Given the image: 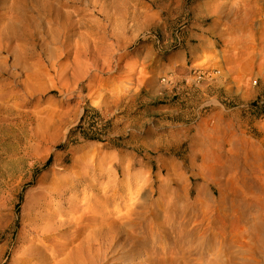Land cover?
I'll return each instance as SVG.
<instances>
[{
  "label": "bare ground",
  "instance_id": "1",
  "mask_svg": "<svg viewBox=\"0 0 264 264\" xmlns=\"http://www.w3.org/2000/svg\"><path fill=\"white\" fill-rule=\"evenodd\" d=\"M230 1L194 8L190 23L179 7L171 9L176 0H0L2 121L13 115L24 120L22 107L34 96L78 99L67 113L51 101L33 114L32 138L45 141L65 131L68 122H76L87 103L117 116L125 114L128 103L144 90L149 102L177 87V102L165 103L170 110L153 113L154 118H118L114 136L156 122L158 128L170 129L165 136L128 149L137 151L140 146V153L158 159H190L188 172L210 177L217 185L225 182L220 203L212 197V188L200 192L195 203L190 202L189 190L163 194L160 203H151L157 182L174 185L186 180L187 171L181 173L185 163L163 161L168 178L155 181L150 174L144 180L132 159L126 161V175L120 179L121 149L107 159L75 161L66 176L54 173L48 186L28 193L22 212L30 237L21 238L15 264L19 259L23 264H190L191 258L194 264H235L238 255L231 253L214 251L212 257L202 258L198 238L205 235L203 229L174 252L171 243L156 245L159 236L184 237L191 225L203 227L205 220L211 221L213 240L217 223L222 222L223 229L232 227L236 241H241V264L257 258L255 264H264V153L252 142L244 146L254 128L242 118L247 111L234 108L244 99V94L238 97L242 90L251 92L259 79L264 80V0ZM159 27L164 32L161 39L147 37ZM137 41L148 46L142 58L143 48L134 49ZM205 45L216 55L210 67L202 69ZM168 53L177 54V59L166 61ZM156 59L157 68L151 69ZM103 77L108 85L100 90ZM6 79L11 82L3 84ZM103 153L95 148L93 154L97 158ZM122 184L127 190L118 195ZM132 184L138 188L128 193ZM81 187L86 189L77 193ZM148 190V198L142 200L141 193ZM114 195L122 206L110 210L107 203L95 202L97 196ZM237 198L241 202L234 205L231 217H225L222 213L228 209L223 205ZM6 206L1 200L0 207ZM162 206L174 208L175 219H160ZM156 228L157 237L150 234Z\"/></svg>",
  "mask_w": 264,
  "mask_h": 264
},
{
  "label": "rangeland",
  "instance_id": "2",
  "mask_svg": "<svg viewBox=\"0 0 264 264\" xmlns=\"http://www.w3.org/2000/svg\"><path fill=\"white\" fill-rule=\"evenodd\" d=\"M179 1L181 0H176V2L171 5V9L179 7L186 15L185 20L190 19L191 23L194 18L192 10L194 8H201L203 4L214 0H186V3L178 6ZM236 1L237 0H231L230 2L233 3ZM152 11H154V9H152ZM189 26H191V24ZM178 28L181 29V25H179ZM201 28H204V26H201ZM205 28L210 29V27L207 26H205ZM154 35L161 39L164 36L162 27L157 28L156 34H149L147 37ZM142 38H145V36H141V39ZM137 48H143V53L139 56L142 58L148 46L142 41H137L134 45V49ZM201 51L204 52L203 57H201V68L207 69L210 67L208 62L212 61V58L215 57L216 51L211 50L208 45L203 46ZM176 56L177 54L175 53H168L166 61H168V59H177ZM155 62V65L151 69L157 68V59ZM102 80L103 81L98 84L101 86L100 90H104L108 85L107 82H105L106 77H103ZM9 82H11V80L6 79L3 81V84H8ZM224 88L226 89L227 87ZM16 90H20V88ZM95 90H98V88H95ZM245 91L246 90H242L241 94L238 96L241 98L244 94V99L234 108L247 111L242 115V118L249 121L255 133L248 135L243 144L246 147L249 142H252L255 149L261 148L264 153V80L259 79L253 91L248 93H245ZM106 92L107 91H104L103 94ZM177 93L178 88L176 87L173 93L169 94V92H166L155 101L151 100L147 102L149 94L144 90L128 103V111L125 114L117 116H113L112 112L106 115L98 109H91L87 103L85 104L86 110L76 115V122H68L65 131L45 141L32 138L33 134L30 131L31 126L29 124L31 123L33 114L37 111L45 110L51 101H54L52 102V106H56V108L64 114L77 105L78 99L66 101L64 98L59 97L58 94L54 95L55 98H53L52 95L47 97L34 96L26 100L27 104L22 107L25 116L24 120L21 119V116L13 115L9 120L2 121L3 116L0 115V201H4V204L7 203L6 207H0V264H15L14 259L19 258V256L16 255V251L18 246L21 245V238L27 240L30 237H28L25 232L24 224L27 219H25L22 212L24 205L29 201L28 193L32 189H40L44 186H48L55 177L54 173H61V176H66L71 171L75 161L82 163L84 162L83 160L88 159H102V157L107 159L111 152L116 149H121L122 162L117 169L120 174L119 177H121L120 179H123L126 175L124 166L128 159L135 160L134 169L139 170V172L141 171L144 175V180L149 174L155 181L160 178H168L167 176L169 173H167L165 166H163V161H175L180 164L185 163L181 166V173H186L187 169L190 168V159H173L171 157H164V159L161 157L162 159H158L157 155H144L142 152L140 153V151L143 150L139 148L140 146L137 151L134 148L130 150L127 147L131 146L136 148L139 143L146 144L155 141L165 136L170 129H160L158 128L159 125H156V122H151L147 124L143 130H129L127 133L120 136H114L117 134L116 122L118 118L126 119L131 117L137 119L143 116L154 118V115H152L153 113L171 109V107H166L165 103H176L178 97L175 96V94ZM64 102L68 103L63 104ZM42 116L45 117L47 115L43 114ZM155 118L157 119V117ZM127 125L128 123L122 125V129ZM133 138L136 139L134 140L136 143H130ZM95 148L103 150V155L95 158V154H93ZM229 149L231 148H226V150ZM57 159H59V163H57ZM96 164L98 165V163ZM200 164L201 159L195 162V165ZM152 167L154 169H152ZM160 170H163L162 176L159 175ZM132 173L134 174L136 171L133 170ZM227 176H230V174H227ZM43 178H46V181H43ZM185 179L186 180L174 185L157 182L153 188L155 196L151 203H160L163 194L170 195L177 190H179L178 192L180 194H182L184 190L191 191L190 202L195 203L197 195L200 192L205 193L206 188H212L214 190V195L212 197L217 199L219 203L221 202V199H219L221 195L219 191L224 190L225 182L221 183V185H217L212 183L210 177H198L195 173L188 171ZM141 182L143 181H139V184ZM137 186V184H132L128 193H134L136 188H138ZM84 189L86 188H79L77 193L82 194ZM119 190L120 192L118 195L122 194L127 188L122 184ZM149 191L150 190L143 196V193H141L142 200L148 198ZM73 192L75 191L69 192L68 196L73 194ZM114 197L116 196L114 195L103 199L104 197L97 196L95 202L97 204L101 202L107 203L110 210H112L116 206L119 207L123 205L119 199H114ZM208 202H210V200ZM240 202L241 200L237 198L233 202L229 201L228 204H224L222 208L228 209V211H223L222 214H225V217H231L232 208L235 204H239ZM185 204L188 203H184V205ZM174 210V208L162 206L158 212V217L162 219L166 216L175 219ZM189 217L190 215L188 218ZM210 222L209 220H205L203 222V227H196L194 224L191 225L184 234V237L179 235L159 236L156 245L167 246L171 243V245H173L171 251L174 252V250L176 251L186 244L188 246L190 238L195 237L196 232L203 229L205 235L200 239L198 238V244L202 246L203 259L205 257H212L214 251L216 254L231 253L232 255H238V258L235 257L234 263L241 264V261L245 259L240 255L241 249L238 248L241 241H236L237 238L232 231V227L223 229V223H217V237L213 240L210 237V233L213 231L211 225H209ZM227 223L230 224V221ZM150 234L156 235L157 237L158 228L152 229ZM184 239L187 240L183 241ZM207 240L209 243L208 245ZM235 251H237V253ZM193 259L194 258L190 259V264H194V261H192ZM222 260H227V258L223 256ZM17 262L16 264H23L20 259ZM255 262H259V259L252 260V264H255Z\"/></svg>",
  "mask_w": 264,
  "mask_h": 264
}]
</instances>
